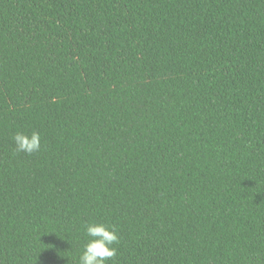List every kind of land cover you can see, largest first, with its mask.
<instances>
[{"label":"trees","instance_id":"trees-1","mask_svg":"<svg viewBox=\"0 0 264 264\" xmlns=\"http://www.w3.org/2000/svg\"><path fill=\"white\" fill-rule=\"evenodd\" d=\"M89 222L107 264H264V0H0V264Z\"/></svg>","mask_w":264,"mask_h":264},{"label":"clouds","instance_id":"clouds-1","mask_svg":"<svg viewBox=\"0 0 264 264\" xmlns=\"http://www.w3.org/2000/svg\"><path fill=\"white\" fill-rule=\"evenodd\" d=\"M15 151L32 154L41 148V136L38 132L25 134L16 132L13 136ZM87 240L78 257V264H107L117 255L115 247L120 242V236L115 225L89 222L84 226Z\"/></svg>","mask_w":264,"mask_h":264}]
</instances>
